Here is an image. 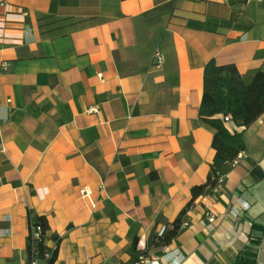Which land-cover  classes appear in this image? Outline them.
I'll use <instances>...</instances> for the list:
<instances>
[{
    "label": "crops",
    "instance_id": "1",
    "mask_svg": "<svg viewBox=\"0 0 264 264\" xmlns=\"http://www.w3.org/2000/svg\"><path fill=\"white\" fill-rule=\"evenodd\" d=\"M1 3L0 264L31 263L29 211L49 249L62 239L55 264H130L166 246L183 264H264V114L226 123L243 131L242 159L159 244L215 159L205 66L234 65L246 83L264 71V0Z\"/></svg>",
    "mask_w": 264,
    "mask_h": 264
},
{
    "label": "trees",
    "instance_id": "2",
    "mask_svg": "<svg viewBox=\"0 0 264 264\" xmlns=\"http://www.w3.org/2000/svg\"><path fill=\"white\" fill-rule=\"evenodd\" d=\"M46 18H42L43 22ZM44 25L42 24V27ZM201 120L215 130L212 146L216 151L215 159L207 181L192 188V199L173 223L172 228L159 238L160 246L169 245L182 229L183 219L194 201L200 196H206L220 185L219 178L225 169L232 165L238 156L246 150L242 132H231L226 126L225 117L232 116V123L244 129L252 125L264 114V71L255 74L250 83H246L234 65L218 66L214 60L205 66L204 95L200 106ZM30 234L28 238V252L32 261V250H39V259L45 264H55L61 237L55 236L54 249L46 246L50 230L45 217L37 216L29 211ZM31 226L40 227V239H34ZM138 240H135L132 249L136 250ZM47 254L49 257H47ZM236 264H256L253 254H244L238 258Z\"/></svg>",
    "mask_w": 264,
    "mask_h": 264
},
{
    "label": "built area",
    "instance_id": "3",
    "mask_svg": "<svg viewBox=\"0 0 264 264\" xmlns=\"http://www.w3.org/2000/svg\"><path fill=\"white\" fill-rule=\"evenodd\" d=\"M0 6L5 7L6 4L5 3H1ZM23 15H28V13L23 10L22 11ZM164 63V57L161 54V52L159 50H157L154 54V60H153V66L156 69H160L162 67ZM4 68L7 67V64L4 63L3 64ZM97 109L96 108H91L89 109V113H96ZM225 121L226 122H231L232 121V116H227L225 117ZM242 159V155L240 154L238 156V158L234 161V163H232V167H235L236 165L239 164L240 160ZM224 176H220L219 178V184H221L223 182ZM81 194L83 198H90V196L92 195V192L89 188L84 187L81 190ZM214 222H215V216L211 215L208 218V227L210 230L214 229ZM165 229H163L161 231V234L164 232ZM31 233H32V237L34 239H40V235L42 233V230L40 227L37 226H31ZM163 257L160 256H152V255H140L137 260H135L134 262L130 263V264H183L182 260L176 259L174 258L172 255H174V253L176 251H171V249L169 247H164L163 248ZM32 256L33 259L31 261L30 264H39L41 262V260L39 259V250L34 247L32 250ZM47 257H49V255L47 254ZM163 258V259H162Z\"/></svg>",
    "mask_w": 264,
    "mask_h": 264
},
{
    "label": "rangeland",
    "instance_id": "4",
    "mask_svg": "<svg viewBox=\"0 0 264 264\" xmlns=\"http://www.w3.org/2000/svg\"><path fill=\"white\" fill-rule=\"evenodd\" d=\"M86 261V260H85Z\"/></svg>",
    "mask_w": 264,
    "mask_h": 264
}]
</instances>
